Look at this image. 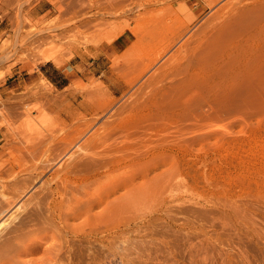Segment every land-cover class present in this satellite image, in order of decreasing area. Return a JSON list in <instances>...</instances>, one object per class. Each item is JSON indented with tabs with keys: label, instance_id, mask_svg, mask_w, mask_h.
Returning <instances> with one entry per match:
<instances>
[{
	"label": "rangeland",
	"instance_id": "374dc122",
	"mask_svg": "<svg viewBox=\"0 0 264 264\" xmlns=\"http://www.w3.org/2000/svg\"><path fill=\"white\" fill-rule=\"evenodd\" d=\"M227 1L0 0V264H264V0ZM94 35L123 47L121 94L36 73L67 70ZM146 105L178 119L156 163L176 151L177 188L146 191L145 221L116 223L111 240L75 206L53 217L46 179Z\"/></svg>",
	"mask_w": 264,
	"mask_h": 264
},
{
	"label": "bare ground",
	"instance_id": "6f19581e",
	"mask_svg": "<svg viewBox=\"0 0 264 264\" xmlns=\"http://www.w3.org/2000/svg\"><path fill=\"white\" fill-rule=\"evenodd\" d=\"M229 1L230 0L227 2ZM246 16L249 17V15ZM246 16L243 18L247 20L248 18ZM243 20L242 23H246V20ZM235 30L233 33L234 35H236ZM226 34L227 33H225V35ZM208 35L210 36V34ZM194 55H198V53ZM199 55L201 56V54ZM150 107L151 106L146 105L145 111L143 110L144 107H142L143 111L126 115V117L123 118L124 120L120 119L119 121H114V124L112 123L105 129L92 131L78 146H76L77 148L69 154L70 157L72 156L70 161L64 164L62 163L59 168L55 169L52 176L46 179V190L50 195L48 210L53 217H57V220L62 219L63 216L60 213L62 207L75 206L79 211L76 210L74 213L79 212L82 215L85 213L87 214L86 216L90 217L87 222L94 220L98 225L103 223L106 224L103 231L107 232L111 240L114 236L113 233L116 223L129 225L131 221L137 223H143L145 221L146 191H165L166 188H171L170 190H173L172 188L174 187V189L177 188L176 178L178 179L179 166L177 162L179 161V156L175 153L176 151L168 152L169 154L163 152V154L169 155L171 158L170 163V159H167L168 157L164 159V161L167 159L168 162H166L170 164V166L168 165L169 168L167 167L168 169H166V166L164 169L162 165L161 169L160 165L158 166L156 163L160 161L161 163L163 162L164 157H162V159L160 158L162 156V151L164 149L167 151L165 145L171 141H175L174 132L178 131V127L174 129V126L176 127L175 122L178 119L174 113L172 116L176 118L174 119L175 122L173 121V123L171 121L172 124H170L172 127L168 122L167 124L170 126L166 128L167 124H161L163 120L161 121L158 118L161 123L157 122L158 120L156 121L157 110L154 111L155 109L153 110ZM163 116L162 114V117ZM173 117L170 115L169 118L173 119ZM162 119H165V116ZM153 120H155L156 123ZM166 120L169 121L165 119L164 122H167ZM168 127L176 131L172 130L170 132ZM166 135H168V137H165ZM173 142H171L172 145L174 144ZM172 148L174 147L172 146ZM65 149H67V147ZM65 149L62 147V151L59 150V154L57 153L59 157L64 156L66 153ZM159 153H161L160 157L156 158L159 156ZM54 158L55 157H53L52 160ZM43 183L41 182V184ZM41 186L43 187V185ZM46 190L41 195V200L47 198L48 193L45 194ZM117 191H119V193H117ZM44 195L47 196L45 197ZM97 208H100V210L98 209V211H96ZM124 227L125 225H123V228ZM99 230L98 226V228H95V231L91 232L95 234L97 232L100 233L101 231ZM82 233L83 232H81V235ZM87 234L89 235V233ZM100 235H102V233ZM103 235H105V233ZM93 237H95V235Z\"/></svg>",
	"mask_w": 264,
	"mask_h": 264
},
{
	"label": "crops",
	"instance_id": "0c3cea01",
	"mask_svg": "<svg viewBox=\"0 0 264 264\" xmlns=\"http://www.w3.org/2000/svg\"><path fill=\"white\" fill-rule=\"evenodd\" d=\"M34 8L37 11L43 9L40 3ZM4 29L5 27H0V34ZM122 48L117 40L106 41L94 35L90 46L83 50L78 49L76 62L68 65L67 70L55 65L52 61H45L38 65L36 73L43 76L56 89L65 88L75 79L86 82L97 78L109 92L119 95L126 88L125 82L113 67L111 58L119 54Z\"/></svg>",
	"mask_w": 264,
	"mask_h": 264
}]
</instances>
